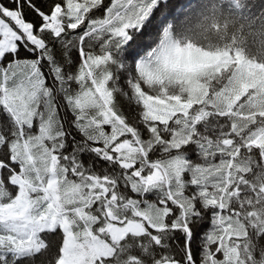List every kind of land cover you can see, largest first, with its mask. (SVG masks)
Returning a JSON list of instances; mask_svg holds the SVG:
<instances>
[{
	"label": "snow or ice",
	"instance_id": "1",
	"mask_svg": "<svg viewBox=\"0 0 264 264\" xmlns=\"http://www.w3.org/2000/svg\"><path fill=\"white\" fill-rule=\"evenodd\" d=\"M0 264H264V0H0Z\"/></svg>",
	"mask_w": 264,
	"mask_h": 264
}]
</instances>
